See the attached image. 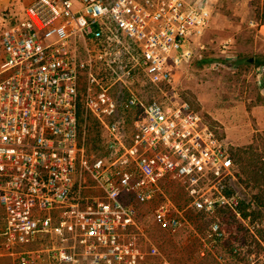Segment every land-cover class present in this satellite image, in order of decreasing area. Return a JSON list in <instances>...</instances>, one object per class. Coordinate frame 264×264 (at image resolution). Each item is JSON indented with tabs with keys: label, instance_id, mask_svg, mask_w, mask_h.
Instances as JSON below:
<instances>
[{
	"label": "built area",
	"instance_id": "built-area-1",
	"mask_svg": "<svg viewBox=\"0 0 264 264\" xmlns=\"http://www.w3.org/2000/svg\"><path fill=\"white\" fill-rule=\"evenodd\" d=\"M1 17L3 251L20 264L46 253L57 264H174L152 242L143 244L139 205L160 201L154 222L176 231L188 210L212 215L231 204L238 165L226 139L189 101L175 95L146 103L134 89L141 77L173 85L180 67L205 48L212 1L31 0L22 14L7 7ZM258 27L264 35V21ZM82 88L87 109L111 137L108 154L91 165L78 120ZM115 88L141 109L130 144ZM178 188L186 208L175 202ZM42 235L55 243L23 249ZM224 237L212 224L202 254Z\"/></svg>",
	"mask_w": 264,
	"mask_h": 264
},
{
	"label": "rangeland",
	"instance_id": "rangeland-1",
	"mask_svg": "<svg viewBox=\"0 0 264 264\" xmlns=\"http://www.w3.org/2000/svg\"><path fill=\"white\" fill-rule=\"evenodd\" d=\"M211 1L214 17L203 39L205 48L180 67L173 85L160 88L141 77L134 90L146 103L178 95L189 101L216 133L226 139L238 165L235 177L230 180L231 204L223 207L229 210L247 196L259 195L264 199V35L258 27L264 21V0ZM29 2L20 0L18 4V0H10L0 4V31L2 10L13 7L20 15ZM113 90L120 105L118 118L122 117L126 123L125 142L130 144L138 138L136 123L141 109L126 104L124 89ZM84 91L82 88V99ZM85 108L90 127L84 130L82 142L91 165L108 154L111 137L106 126L86 105ZM96 118L99 125L95 124ZM86 176L94 183L88 171ZM91 193L102 194L100 190H86V194ZM175 193L178 196L175 202L186 208L189 200L184 191L178 188ZM158 203L139 205L148 238H143L146 249L152 242L175 264H264V208H251L248 210L251 217L242 220L238 215L239 220L232 221L219 212L207 215L191 209L185 213L186 220L173 231L154 222L153 211ZM214 223L221 225L225 237L216 249L205 248L203 255L204 240Z\"/></svg>",
	"mask_w": 264,
	"mask_h": 264
},
{
	"label": "trees",
	"instance_id": "trees-1",
	"mask_svg": "<svg viewBox=\"0 0 264 264\" xmlns=\"http://www.w3.org/2000/svg\"><path fill=\"white\" fill-rule=\"evenodd\" d=\"M203 62H208V61L204 60ZM85 105L86 104L84 102V98L83 99L81 98L80 104H79V113H78L81 141H82V137H83L82 135H83L84 130L90 127V124L88 123V119L85 114L86 112ZM96 119H95L96 121L95 124L99 125L100 122L98 121V119L97 120ZM89 131H92L91 128L89 129ZM262 178H264V174ZM263 200L264 199H262L259 195H254V196H249V197L247 196L246 198H242L239 204L235 208L225 210L223 207H226V206H223V207H219L216 212H219L221 216H228L229 218L228 221L237 220V219L239 220V218L237 217L238 215L241 216V219L243 220V219L251 217L252 213L248 212V210H250L251 208H254V209H258V207L264 208Z\"/></svg>",
	"mask_w": 264,
	"mask_h": 264
},
{
	"label": "crops",
	"instance_id": "crops-1",
	"mask_svg": "<svg viewBox=\"0 0 264 264\" xmlns=\"http://www.w3.org/2000/svg\"><path fill=\"white\" fill-rule=\"evenodd\" d=\"M9 1L10 0H0V4L6 3V2H9ZM15 1H17V0H14V2ZM18 1H19L18 4H20V0H18ZM54 218H55V222H57L58 218H59V212H55ZM55 241L56 240L53 239V237L50 236V235H44V236L42 235V236L39 237L38 240L23 246V249H25L27 251L36 250V249L39 250L41 248L53 245L55 243ZM0 264H20V262L18 261L16 256L7 254L6 252L3 251V249L1 248V243H0ZM34 264H57V263H50L49 259H48V254L46 253L44 255V259L43 260H39V261H37Z\"/></svg>",
	"mask_w": 264,
	"mask_h": 264
}]
</instances>
